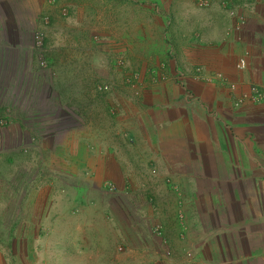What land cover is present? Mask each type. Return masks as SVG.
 <instances>
[{
    "label": "crops",
    "instance_id": "crops-1",
    "mask_svg": "<svg viewBox=\"0 0 264 264\" xmlns=\"http://www.w3.org/2000/svg\"><path fill=\"white\" fill-rule=\"evenodd\" d=\"M57 5L70 12L71 26L102 27L108 61L128 58V69L140 76L123 116L98 120L91 111L86 137L70 134L63 149L69 176L86 170L89 182L115 191H106L99 211L85 210L80 217L59 211L54 217L56 232L70 229L72 218L99 249L69 259L264 264V101L233 106L250 86L264 89V0H209L207 7L195 0H57ZM230 10L246 19L239 31ZM241 57L247 67L237 70ZM56 199L59 209L79 200L61 194ZM44 216L38 234L50 232ZM143 220L163 225L170 256L163 255L157 237L150 245L151 236L140 238ZM110 237L114 246L125 244L127 253L101 258ZM131 247L144 250L128 258ZM2 250L0 264H9ZM12 264H24L23 259Z\"/></svg>",
    "mask_w": 264,
    "mask_h": 264
},
{
    "label": "rangeland",
    "instance_id": "rangeland-1",
    "mask_svg": "<svg viewBox=\"0 0 264 264\" xmlns=\"http://www.w3.org/2000/svg\"><path fill=\"white\" fill-rule=\"evenodd\" d=\"M70 18L57 0H0V248L9 264L19 258L24 264H55L60 256L62 264H83L80 256H70L90 257L99 250L97 245L72 218L70 229L56 232L54 217L59 211L76 217L85 210L99 211L101 200L108 198L106 191L115 192L109 184L89 182L86 170H78L76 178L69 176L68 165H62L63 149L70 134L86 137L91 111L98 120L123 116L140 76L128 69V58L108 61L102 27L71 26ZM116 83L123 89L116 90ZM60 194L80 201L67 208L62 203L59 209ZM47 215L45 228L50 232L38 234L42 230L37 225ZM27 221L26 233H21ZM147 222L140 223V238L151 236L146 240L150 245L152 236L157 237L163 255L170 256L164 249L163 225ZM111 239L100 254L103 259L127 253L125 244L114 246ZM138 250L131 247L127 257L144 247Z\"/></svg>",
    "mask_w": 264,
    "mask_h": 264
},
{
    "label": "built area",
    "instance_id": "built-area-1",
    "mask_svg": "<svg viewBox=\"0 0 264 264\" xmlns=\"http://www.w3.org/2000/svg\"><path fill=\"white\" fill-rule=\"evenodd\" d=\"M195 2L198 7H207L209 5V0H195ZM229 12L235 19L234 29L238 31L241 30L242 27L245 26L246 19L242 14H238L233 10H230ZM235 67L237 70H244L247 67L246 58L244 57L239 58L235 64ZM216 76L224 83L225 78L223 76H221L220 74H217ZM228 85L230 89L232 90L234 89V85L232 84H228ZM246 100L252 103H260L264 101V89L255 85L250 86L248 92L242 93L233 100V106L234 107L240 106Z\"/></svg>",
    "mask_w": 264,
    "mask_h": 264
}]
</instances>
